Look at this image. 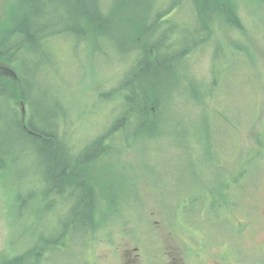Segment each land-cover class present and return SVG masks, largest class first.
<instances>
[{
  "label": "rangeland",
  "instance_id": "1",
  "mask_svg": "<svg viewBox=\"0 0 264 264\" xmlns=\"http://www.w3.org/2000/svg\"><path fill=\"white\" fill-rule=\"evenodd\" d=\"M12 1L0 0V26ZM117 1L100 0L104 10L110 7L120 18L91 44L72 38L56 41L50 55H34L20 65L33 112L41 120L45 115L59 122V133L74 147L87 144L117 115L115 104L120 97L103 98L99 92L124 78L127 58L117 43L122 38L129 41L130 18L146 19L154 0H125L128 7L116 5ZM233 1L240 28L217 22L207 42L191 54L188 71L182 73L161 115L159 133L154 135L150 127V135L138 137L128 152L100 159L88 168L86 178L95 195L92 252H88L89 237L73 229L67 242L49 253V264H90L92 260L98 264H217L224 260V264H261L264 180L251 197L244 198L242 208L228 210L225 217L208 208L235 167L258 149L256 140L264 131V4ZM178 11L175 21L180 17L190 22V10L180 7ZM235 45L240 49L235 51ZM217 47L214 63H220L223 49L228 63L220 68L219 76H224L216 84L222 80L223 86L209 100L206 92ZM10 70L4 67L6 74ZM247 72H254L255 78ZM252 79L257 81L255 88L249 83ZM27 111L31 115L29 105ZM16 135L20 134L14 126L13 106L1 102L0 146L9 140L19 161L10 173L6 174L9 166L0 172V261L37 242L42 230L52 225L58 232L63 224L60 219L52 222L54 216L47 210L51 200L41 198L48 188L42 164ZM236 145L238 153H232ZM259 163L264 167V159ZM56 199L71 203L64 212L52 206L55 214L70 215L75 194L68 191ZM194 199L193 211H187L192 215L183 225L180 207ZM21 200L27 203L22 205ZM227 219L232 221L226 224ZM191 223L196 225L190 227Z\"/></svg>",
  "mask_w": 264,
  "mask_h": 264
},
{
  "label": "trees",
  "instance_id": "2",
  "mask_svg": "<svg viewBox=\"0 0 264 264\" xmlns=\"http://www.w3.org/2000/svg\"><path fill=\"white\" fill-rule=\"evenodd\" d=\"M259 1L264 4V0ZM116 5L130 6L125 0H118ZM151 5L146 19L130 18L133 25L127 33L129 41L122 38L117 43L127 58L124 78L110 90L99 92L103 98L111 95L120 97L119 103L115 104L119 107L117 115L87 144L74 147L59 133V122L48 120L45 115L41 120L33 112L34 103L26 92L20 65L32 61L34 55H50L56 41L72 38L91 44L98 36L112 29L120 17L112 13L110 7L104 10L100 0H13L10 3L9 15L0 26V104L7 102L13 106L14 126L20 134L16 136L29 144V147H24L34 151L43 166L42 178L48 188L41 198L51 200L47 210L50 209L48 214L54 216L52 222L60 219L64 225L58 232L52 225L42 230L37 242L34 240L32 244H26L25 248L5 257L0 264H49V253L63 246L73 229L89 237L91 244L88 252H92L96 228L95 195L86 178L88 168L95 161L128 152L138 137L150 135V127L154 135L159 133L161 115L167 109L170 94L179 84L182 73L188 71L191 54L207 42L217 22L238 29L241 26L233 0H154ZM180 7L191 11L190 22L180 17L175 21ZM233 48L235 51L240 49L237 45ZM218 49L213 53L211 83L206 92L209 100L214 99L217 90L223 86L222 80H219V85L216 84L224 76H219L222 73L220 68L228 63L224 49L220 63H214L218 59ZM37 64L33 65L34 69ZM5 66L11 68L10 74L5 73ZM248 66L252 68L251 62ZM247 74L255 78L254 72ZM253 79L249 83L255 88L257 81ZM27 105L31 113L29 116ZM234 131L238 133L237 127ZM256 144L258 149L250 151L230 173L229 182L217 194L216 202L208 206L210 210L225 217L228 210L242 208L244 198L255 193L258 184L264 180V167H260L259 163L264 159V131L257 137ZM0 147V172L9 166L8 174L18 168V155L14 153L15 146L9 140H5ZM237 147L233 148L232 153H238ZM224 155L231 158L227 152ZM68 191L75 194L76 201L69 208L70 215L60 218L55 212H64L71 201L59 198ZM207 194L210 197L215 195L210 190ZM196 202L194 199L189 206L181 205L179 215L183 222L188 215H192L187 211L192 212ZM21 203L27 202L21 200ZM57 203L61 205L57 207ZM230 221L227 219L225 223ZM260 261L264 264L263 257ZM90 264L98 263L92 260Z\"/></svg>",
  "mask_w": 264,
  "mask_h": 264
},
{
  "label": "flooded vegetation",
  "instance_id": "3",
  "mask_svg": "<svg viewBox=\"0 0 264 264\" xmlns=\"http://www.w3.org/2000/svg\"><path fill=\"white\" fill-rule=\"evenodd\" d=\"M183 223V225H184V222H182ZM194 225H196V223H191V224H189V226L191 227V226H194ZM195 251V253H197V255H200L199 254V250L198 251H196V250H194ZM194 256H193V253H192V258H193ZM189 260V259H188ZM224 262H226L225 260L224 261H222L221 263L218 261V263L219 264H224ZM185 263V262H184ZM217 263V264H218Z\"/></svg>",
  "mask_w": 264,
  "mask_h": 264
}]
</instances>
